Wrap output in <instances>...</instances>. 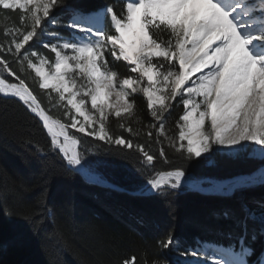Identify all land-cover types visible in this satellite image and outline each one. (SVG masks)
Listing matches in <instances>:
<instances>
[{
  "label": "snow or ice",
  "instance_id": "6c2138e0",
  "mask_svg": "<svg viewBox=\"0 0 264 264\" xmlns=\"http://www.w3.org/2000/svg\"><path fill=\"white\" fill-rule=\"evenodd\" d=\"M58 8L65 13L55 15ZM0 11L6 17L0 40V95L15 98L41 122L52 151L69 172L89 183L102 182L95 173L96 159L85 155L91 150H79L82 140L91 137L119 149H135L141 157L138 171L148 176L144 189L161 198L204 183L226 193L241 184H264V169L259 177L228 182L193 179L182 165L157 170V155L150 150L152 143L159 144L158 155L167 163V142L190 164L195 158L210 160L224 149L240 158L250 148L247 141L259 146L252 150L264 162V0H124L119 12L108 4L87 14L66 0H0ZM8 17L14 21L11 26ZM60 27L67 29V36L50 30ZM41 35L48 37L42 47L52 58L30 45ZM121 61L128 70L124 76L111 66ZM26 73H34L48 104L62 107L68 123L50 114L23 78ZM137 95L144 99L151 122L144 133L147 141L134 144L108 125L115 118L119 128L140 135L131 126L133 119H141ZM177 98L183 114L175 122L176 133L169 135L166 114ZM10 194L0 191V203ZM50 211L42 198L37 210L17 215L39 234V217ZM5 215L11 213L6 210ZM251 218L256 219L254 214ZM53 235L63 243L62 232ZM173 243L171 235L162 242L164 247ZM7 247L0 242V251ZM254 254L245 224L228 247L200 245L183 255L194 257L196 264H264V253L252 262ZM120 264H136V258Z\"/></svg>",
  "mask_w": 264,
  "mask_h": 264
},
{
  "label": "trees",
  "instance_id": "16d2710c",
  "mask_svg": "<svg viewBox=\"0 0 264 264\" xmlns=\"http://www.w3.org/2000/svg\"><path fill=\"white\" fill-rule=\"evenodd\" d=\"M123 2L66 0L69 6L84 12L96 11L108 4H115L119 12ZM65 11L58 8L55 15L60 16ZM66 16L63 15V19ZM5 19V13L0 11V40L4 38ZM7 21L8 26L14 22L10 17ZM50 30L65 32L63 27ZM47 40L46 35H41L30 45L52 58L42 47ZM6 58L12 61L10 55ZM12 66L16 67L14 63ZM111 66L121 76L128 74L123 61ZM33 77L34 73L23 74L45 108L50 109V114L68 123L63 117L64 109L48 104ZM135 98L141 119H133L131 126L140 135L132 136L119 128L115 118H110L108 126L114 134L133 139L134 144L145 143L144 133L151 118L142 96ZM182 113L183 106L177 99L166 114L169 135L176 133L175 122ZM81 136L77 134V138ZM163 146L167 163L158 155L160 145L151 144V152L157 155V170L182 165L197 179L231 178L251 173L264 164L247 153L240 154V158L218 153L214 155L213 164L202 158H195L189 164L168 147L167 142ZM85 149L91 150L85 153L86 157L97 161L95 172L124 190L89 183L75 172H69L66 162L52 151L41 122L15 98L0 95V191L11 193L0 203V242L8 244L5 251H0V264H120L133 256L136 264H171L172 251L162 244L169 235L178 241L183 251L197 240L233 243L245 224L249 243L255 251L250 260L255 262L264 253V235L260 234L264 227L261 222L264 184L238 187L228 195L191 190L171 198L134 194L131 191L145 190L148 179L147 174L138 171L142 166L141 157L135 149H119L93 141L91 137L86 142L82 140L79 150L84 152ZM42 198L51 211L39 217L43 223L36 234L17 213L37 210ZM6 210L11 215L6 216ZM252 214L256 219L251 218ZM56 232L63 233L62 244L56 242L53 235ZM253 233L255 240H251Z\"/></svg>",
  "mask_w": 264,
  "mask_h": 264
},
{
  "label": "rangeland",
  "instance_id": "374dc122",
  "mask_svg": "<svg viewBox=\"0 0 264 264\" xmlns=\"http://www.w3.org/2000/svg\"><path fill=\"white\" fill-rule=\"evenodd\" d=\"M85 14H87V13H85ZM68 21V20H67ZM66 21V22H67ZM177 99H179V98H177ZM183 114V113H182ZM55 118V117H54ZM245 144H249L250 145V148H249V150H248V152H246L247 153V155L248 156H251V157H254V158H257V159H260L259 158V156L252 150V149H254V148H258L256 145H252L251 144V142H244ZM216 147H218V148H223V146H216ZM236 147H238V146H236ZM219 153H223V154H226V155H229V156H234V155H230L229 153H228V150L227 149H224L223 151H221V152H219ZM246 153H241V154H246ZM206 155V154H205ZM214 156H212L211 157V159L210 160H208V163L209 164H213L214 163ZM97 173V172H96ZM244 175V174H243ZM101 176V175H100ZM237 176H240V175H237ZM193 177V179H197V178H195L194 176H192ZM206 179H209V180H211V181H219L218 179H215V178H211V177H205ZM205 185L206 186H210V184H208V183H205ZM248 186L249 184H242V185H240L239 187H241V186ZM198 191V192H202L203 193V191L202 190H199V189H197V188H190V189H188V190H186V191ZM146 191V190H145ZM185 191H183V192H181V193H184ZM210 193H220V194H223V193H226V192H218V191H211ZM226 194H228V193H226ZM231 194V193H230ZM167 248H169L170 249V251H172V254H169V258H170V262H171V264H190L189 263V258H191V255H188V256H185V255H183L184 253H191L194 249H196L195 247L194 248H187V250H183V251H181V249H180V245H179V243H178V241L176 240V239H174V243L171 245V246H169V247H167Z\"/></svg>",
  "mask_w": 264,
  "mask_h": 264
},
{
  "label": "bare ground",
  "instance_id": "6f19581e",
  "mask_svg": "<svg viewBox=\"0 0 264 264\" xmlns=\"http://www.w3.org/2000/svg\"><path fill=\"white\" fill-rule=\"evenodd\" d=\"M262 169H264V166H261L260 168H258L257 170H255V171H253L252 173H249V174H244V175L242 174L240 176H235V177H232V178H228L226 180H219V181H214V182H220V181H222V182H228V181L236 180L238 178H245V177H248V176H251V175H256L257 177H259V173H260V171ZM96 175H98L101 178V181H102L101 183H107V180L104 179L102 176H100L98 173H96ZM197 189L202 190V191H209V192L210 191H213L211 185L210 186H206L205 183L204 184H201L199 186V188H197ZM188 261H189L190 264H196L195 258L192 257V256H191V258H189Z\"/></svg>",
  "mask_w": 264,
  "mask_h": 264
},
{
  "label": "water",
  "instance_id": "95a60500",
  "mask_svg": "<svg viewBox=\"0 0 264 264\" xmlns=\"http://www.w3.org/2000/svg\"><path fill=\"white\" fill-rule=\"evenodd\" d=\"M100 185H104V186H108V187H111V188H115V189H120L119 186L115 185V184H105V183H99Z\"/></svg>",
  "mask_w": 264,
  "mask_h": 264
}]
</instances>
